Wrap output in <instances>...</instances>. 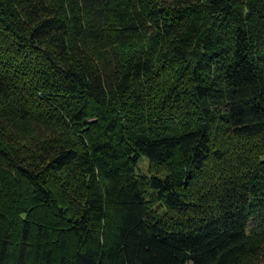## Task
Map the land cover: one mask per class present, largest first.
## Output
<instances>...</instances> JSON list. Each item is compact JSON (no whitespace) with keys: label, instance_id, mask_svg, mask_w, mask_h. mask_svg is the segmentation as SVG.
<instances>
[{"label":"trees","instance_id":"obj_1","mask_svg":"<svg viewBox=\"0 0 264 264\" xmlns=\"http://www.w3.org/2000/svg\"><path fill=\"white\" fill-rule=\"evenodd\" d=\"M218 134L243 167L195 191ZM261 253L264 0H0V264Z\"/></svg>","mask_w":264,"mask_h":264},{"label":"rangeland","instance_id":"obj_2","mask_svg":"<svg viewBox=\"0 0 264 264\" xmlns=\"http://www.w3.org/2000/svg\"><path fill=\"white\" fill-rule=\"evenodd\" d=\"M171 82H174L173 75ZM169 81V86H171ZM160 104H163L160 101ZM250 142L231 134H218L213 140V153L207 161L206 166L199 173L195 181V191L200 190L203 186L209 187L214 182L221 180L229 173H238L243 167L241 156L246 155ZM139 174L150 175L160 174L165 175L167 170L165 166L157 163H152L148 159H143L139 164ZM146 194L151 204L163 209V202L157 198L152 188L146 186ZM242 264H264V253L259 256H247Z\"/></svg>","mask_w":264,"mask_h":264}]
</instances>
